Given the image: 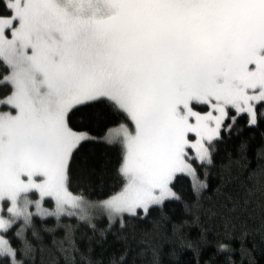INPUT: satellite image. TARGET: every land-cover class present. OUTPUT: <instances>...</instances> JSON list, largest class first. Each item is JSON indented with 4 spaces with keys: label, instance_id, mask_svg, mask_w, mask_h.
<instances>
[{
    "label": "snow or ice",
    "instance_id": "snow-or-ice-1",
    "mask_svg": "<svg viewBox=\"0 0 264 264\" xmlns=\"http://www.w3.org/2000/svg\"><path fill=\"white\" fill-rule=\"evenodd\" d=\"M109 235L107 264H264V0H0V264Z\"/></svg>",
    "mask_w": 264,
    "mask_h": 264
},
{
    "label": "trees",
    "instance_id": "trees-1",
    "mask_svg": "<svg viewBox=\"0 0 264 264\" xmlns=\"http://www.w3.org/2000/svg\"><path fill=\"white\" fill-rule=\"evenodd\" d=\"M231 149L229 148L228 151ZM231 166V162L228 157V152L225 151L224 146H221L220 155L217 157L216 160V168L213 169L209 176V182L213 186L220 182L222 177H226L228 168ZM211 195V193H209ZM174 209V211L172 210ZM172 209H170V214L175 215L177 217L181 216L183 214V205H173ZM98 227H104L105 221L104 220H97L96 221ZM144 229H150L152 225L150 223H145L140 226ZM91 235L90 231L87 228H80L75 233V242L77 245L82 249L86 250L88 245V239L87 237ZM62 236V234H61ZM61 236H57V239H60ZM119 246L118 242L115 240V238L111 235H109L107 242L103 246V250L101 249L100 245L93 244V258L96 260H101L104 262V264H107L108 257L110 254ZM257 256H259V253H257ZM236 259L240 261V257L237 254Z\"/></svg>",
    "mask_w": 264,
    "mask_h": 264
}]
</instances>
